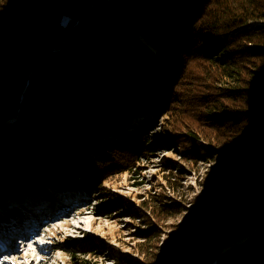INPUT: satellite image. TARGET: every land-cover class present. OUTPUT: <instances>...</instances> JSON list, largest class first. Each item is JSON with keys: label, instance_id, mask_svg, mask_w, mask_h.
Returning <instances> with one entry per match:
<instances>
[{"label": "trees", "instance_id": "1", "mask_svg": "<svg viewBox=\"0 0 264 264\" xmlns=\"http://www.w3.org/2000/svg\"><path fill=\"white\" fill-rule=\"evenodd\" d=\"M159 117L183 159L219 166L175 248L150 264H264V211L218 253L248 194L264 193V0H0V193L47 176L96 185L128 151L104 138L124 131L146 147ZM100 142L80 172L74 156ZM151 195L146 209L180 211Z\"/></svg>", "mask_w": 264, "mask_h": 264}, {"label": "rangeland", "instance_id": "2", "mask_svg": "<svg viewBox=\"0 0 264 264\" xmlns=\"http://www.w3.org/2000/svg\"><path fill=\"white\" fill-rule=\"evenodd\" d=\"M151 117L152 114L148 113L147 118ZM15 119L16 117L11 115L3 123H13ZM140 120L142 119H134L133 126L140 125ZM168 124L164 117H159L156 124L146 126L148 139V142L145 141L146 147L143 145L136 147L138 140L123 135L124 131L120 134L110 132L104 139L108 138L111 143L124 141L128 151L116 163L112 161L103 163L102 166L105 168L98 171L96 185H89L86 183L88 181L56 182L54 188H57L55 194L58 195H51L47 192L52 190L53 184L51 177L47 176L43 180H35L34 188L3 189L0 193V226L5 223L10 228L15 227V231L21 229L23 225L19 218L12 219V213L7 212L9 207L12 209L19 206L10 199H25L22 201L28 203L37 201L50 205L51 201L46 198L53 196L55 201H62L67 205L64 209L60 206V210L57 211L59 208L56 207L53 213L43 215L34 229L36 233L34 238L29 242L31 251L27 249L28 246L22 247L26 252L29 250L28 256L24 258L19 257V254H13L14 259L9 264H150L170 247L175 248L176 242L182 238V234L178 232L180 227L184 233L185 220L192 213H196L195 198L206 195L203 184L205 186L208 174L219 164L190 162L183 159L175 143L173 131L171 130L170 135L163 131L164 125ZM132 147L136 150L133 151ZM174 148L177 149L173 150ZM106 150L107 143L100 142L99 145L75 155L73 162L81 172L88 167V158L100 159ZM142 152H148L150 155L140 156L139 153ZM32 153L33 155L28 157L41 156L40 151ZM134 154H138L139 158ZM47 155L52 157L51 153ZM168 161L176 164L170 165ZM131 165L132 169H127ZM168 176L172 183L166 180ZM71 189H74L72 192L74 197L67 193V190ZM151 194L161 196L166 203L180 204V211L161 214L156 208L146 209L141 202L151 198ZM75 199L80 202L73 203ZM8 201L11 202L10 206L5 207L2 203ZM40 204L37 208L42 206ZM128 207L130 210H138L140 215L130 212ZM16 210L21 218L25 217L24 207L19 206ZM263 211L264 193L261 185L248 194L246 215L243 220L219 238L218 253L251 235ZM49 217L54 220L48 219ZM46 221H48L46 225H41ZM149 230L154 234L150 241L147 233H142Z\"/></svg>", "mask_w": 264, "mask_h": 264}, {"label": "bare ground", "instance_id": "3", "mask_svg": "<svg viewBox=\"0 0 264 264\" xmlns=\"http://www.w3.org/2000/svg\"><path fill=\"white\" fill-rule=\"evenodd\" d=\"M51 183L53 184H51L52 186H53V188H52V190H49L47 193L48 194H55V189H57V188H54L55 186V183H54V181H51ZM59 190V189H58ZM72 192H74V189H71V190H67V193L69 194V196L70 197H74V195L72 194ZM75 192H76V189H75ZM66 193V192H65ZM44 195V194H43ZM55 195H58V194H55ZM17 196H19V194H17ZM16 196V197H17ZM44 196H47V194H45ZM75 198H77V197H75ZM13 201L14 203H15V205H20V206H26L25 207V211L23 212V214H24V216L25 217H30V218H26L27 220H29L30 221V224L31 225H34V223H35V218H38L39 217V215H40V217L42 218L43 217V215L45 216V215H47L48 214V212L49 213H53L54 211V209H56V207H60V202H57L56 201V204L54 205V206H51V205H49L48 203H46V204H40L39 202H37V201H34V202H26V201H22V200H25V199H18L17 200V198H12V199H10V201ZM79 200H81V198H79ZM10 201H8V202H3L2 204H4V206L5 207H9L10 206ZM54 202V201H53ZM42 205L41 207H39V208H35V206L37 207V205ZM28 206V207H27ZM29 206H34V209H29L30 207ZM17 207L16 206H14V207H12V209H10V207L7 209V211H9V210H13V209H16ZM57 211H59V210H57ZM22 220V218L20 219V221ZM40 220V219H39ZM20 223V222H19ZM1 230V229H0ZM11 246V245H10ZM9 263H11V262H7V261H4V260H2L1 262H0V264H9Z\"/></svg>", "mask_w": 264, "mask_h": 264}]
</instances>
